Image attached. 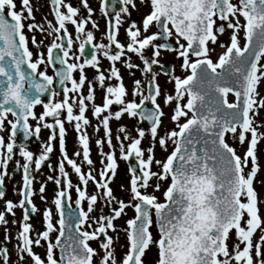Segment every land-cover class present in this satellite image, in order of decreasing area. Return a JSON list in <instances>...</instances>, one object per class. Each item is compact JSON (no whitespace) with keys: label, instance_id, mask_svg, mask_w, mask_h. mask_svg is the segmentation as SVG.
Wrapping results in <instances>:
<instances>
[{"label":"snow or ice","instance_id":"obj_1","mask_svg":"<svg viewBox=\"0 0 264 264\" xmlns=\"http://www.w3.org/2000/svg\"><path fill=\"white\" fill-rule=\"evenodd\" d=\"M49 3L54 21L44 15L41 22H36L30 0H20L19 10L16 0H0V132L5 131V122L8 125L7 142L0 136V199L6 194L4 179L9 176V161L17 154L23 158V164L16 161L17 168L23 170L22 183L18 189L13 186L20 199L6 200L0 211V224L5 225L0 264H9L6 242L13 237L9 235L6 214L15 216L17 207L23 216L19 222L11 221L19 224L14 249L16 264H24L26 258L29 264H145L144 257L152 249L154 264H264V219L260 216L264 197L254 187L260 170L256 150L264 139V119H257L264 110V93L260 91L264 82V0H139L148 8L139 25L130 19L129 9L137 8L135 0H99L100 14L109 19L108 29L102 34L107 43L94 42L93 31L85 29L89 22L92 28H99L92 20L94 10L88 0H78V6L67 0ZM81 6L86 10L84 16L80 15ZM110 7L114 16H110ZM125 18L129 21L126 43H121L118 32ZM69 24L74 26L75 41ZM152 28L155 31H150ZM36 32L53 37L45 46L46 52L40 51L43 40L37 41ZM226 32L228 42H219L223 51L213 60L210 53L215 48L209 44L217 45L218 38ZM74 42L78 47L73 52ZM29 43L37 49L35 58ZM86 45H91L90 51H86ZM146 49L150 50L147 56ZM165 52L182 58L180 68L186 75H175L174 67L165 69L160 59ZM128 53L135 54L142 66L133 63ZM101 55L111 62L107 75L101 70ZM116 62L124 64L130 75L136 69L147 78V94L142 92L139 79L133 81L132 96H140L138 103L135 99L125 100L127 90ZM154 66L164 70L173 85L172 92L163 94L162 103L158 102L160 72ZM49 67L52 75L48 74ZM86 67L94 70L92 79L86 75ZM112 79L117 81L115 86L104 87L105 80ZM96 83L103 88V104L92 103L91 115L99 118L109 149L113 148L110 119L119 120L123 114L137 119L135 137L124 126L118 129L124 134L123 140L116 136L120 157H135V165L128 168V188L120 186L127 191V201L113 195L109 186L117 164L112 150L103 151L104 140L95 141L101 157L99 179L92 170L82 172L66 152L65 120L75 122L79 148L74 155L79 157L82 149L83 161L93 164L85 129L91 124L86 116V102L94 101ZM61 92L62 99H57ZM229 96L233 99L229 100ZM146 101L150 107L145 106ZM113 103L121 106L114 113L109 111ZM38 105L43 108L39 115L34 111ZM164 107L171 108L169 119L173 127L161 134ZM74 108L78 113L74 114ZM62 113H66L63 119ZM102 113L106 114L101 117ZM30 118L36 121L34 127ZM141 121H147V129L138 126ZM41 126L51 129L52 134L42 144L41 153L34 156L25 143H17L16 137L22 133L24 141L33 136L39 139ZM56 129L60 153L77 176L78 184H72L60 163L62 179L55 178L57 190L52 200L58 218L53 221L51 209L45 208L43 230L36 231L33 238L30 233L34 230L27 221L30 212L38 209L31 199L35 179L31 165L34 161L38 171L48 158ZM146 136L150 143L142 148ZM125 140L130 141L126 146ZM157 144L166 153L163 159L156 158ZM237 144H246L242 156L237 154ZM17 148L18 153L14 151ZM249 158L250 170L246 171ZM153 165L156 171L152 170ZM89 182L95 188L92 193L86 190ZM259 183L264 184V180ZM73 187L75 207L69 194ZM44 191L41 184L39 192ZM40 199L44 200V196ZM100 199L101 214L91 216ZM82 202L86 203V210ZM104 207L110 208L111 214L104 215ZM126 208L133 209L134 215L125 221L126 228L120 229L126 237V250L118 258L119 232L114 220L125 214ZM108 230L117 233L115 239ZM101 236L102 252H98L90 241ZM33 246L45 248L43 257Z\"/></svg>","mask_w":264,"mask_h":264},{"label":"rangeland","instance_id":"obj_2","mask_svg":"<svg viewBox=\"0 0 264 264\" xmlns=\"http://www.w3.org/2000/svg\"><path fill=\"white\" fill-rule=\"evenodd\" d=\"M136 4H137V8L136 10L133 9H129L131 12V17L130 19L132 21H135L137 23V25L140 24L143 15L146 14V12L148 11V8L145 6L140 5L139 0H136ZM143 8V9H142ZM128 19L125 18V21L123 23L122 26H120V42L121 43H126L125 41V28L128 25ZM150 31H155L154 28L150 29ZM228 42V33L226 32L224 35H221L218 38V42L217 45L213 46L211 44H209V47L215 48V51L211 52L210 55L212 57L213 60H215L218 55L223 51V49H221L219 47V42ZM243 43V41L241 40V44ZM114 47V46H113ZM150 54V50L146 49L145 50V55H149ZM128 56H131L132 58V62L136 63V64H141L142 66V62L139 60V58L135 55V54H131L128 53ZM127 56L123 57V59H126ZM161 62L162 64H164L165 66H171L174 67L175 71L174 74L177 76H181L183 77L184 75H186V73L180 68V64L178 62V57L174 54V53H167L165 52L162 56H161ZM110 61L108 60H104L103 65L101 66V70L105 71V75H107V71L106 69H108L109 65H110ZM262 63H264V61H262ZM116 67L119 69L120 71V75L122 77V82L124 87L127 90V95L125 97V100H132L135 99L136 102H139L140 96L137 95L136 97L132 96V89L133 87H135L133 81L139 79L141 81V90L142 92H146V86L148 84L147 78L141 74V72L139 70L133 69L132 74H129V70L124 66V64L120 63V62H116ZM154 69H156L157 71L159 70V68H157V66H154ZM85 73L88 76L89 79L93 78V72L87 71V69H85ZM159 80L158 84L160 85L161 88V97H159V102L162 103V97L163 94L165 92H172L173 91V85H171L168 82V78L159 75L158 78ZM117 83V81L115 79L112 80H105L104 82V87H107L108 85H113L115 86V84ZM70 87V86H69ZM84 94L86 95L87 92V85L84 86ZM260 91L262 93H264V82H261V87H260ZM71 95V93H70ZM94 101L93 102H86L87 103V109H86V116L87 118L90 120L91 122V126L88 132V136H89V146L90 148V158L93 161V164L91 166H89L88 164H86L83 161V157H82V149L81 150V155L79 157L74 155V152L77 151V149L79 148L77 141H76V131L74 129V123L72 122L71 124L69 122H67L66 120L64 121V127L66 129V152L69 158L75 160L82 169V172L87 173L88 171L92 170V174L94 176H96L97 179H99V171L101 170V157H100V149L96 146L95 141L97 139H102L104 140V143L102 145L103 151L105 153H107L108 151L112 150L114 153V157L116 159V170H115V175L114 178L109 182V186L112 189L113 195H115L118 199H123L125 201L128 200V194L126 190H122L121 189V185H124V188L127 189L128 188V184H129V180H130V173L128 172V166L126 165V160L122 159L120 157V148H119V144L116 140V136L120 135L121 139L123 140V133H120L118 131L120 126H124L125 129L127 130L128 134L132 137L136 136V131L135 128L137 126V119L134 118H129L126 114H124L125 119L123 120H117L114 117L110 119L109 121V126L111 129V140H112V145L113 148L109 149L108 144L106 142V139L104 138L103 135V126L99 125V118L97 117H93L91 115V107H92V103H95L96 105H100L102 106L103 104V88L100 86L99 83H96L94 86ZM233 97L229 96V100H232ZM120 105H117L115 103H113L112 105H110L109 107V111H111L112 113H114L116 110L120 109ZM41 109V108H40ZM39 108L36 109V111H42ZM35 111V112H36ZM164 112H165V116L163 117V124L160 127V133L163 134L165 132L166 129H171L173 127V124L170 122L169 116L171 114V111L169 110V107H164ZM78 113V109L74 108V114ZM62 114H66V113H62ZM106 114V113H102L101 117ZM63 115V116H64ZM12 117L9 116V119H11ZM63 119V117L61 118ZM258 120L264 119V110H261V115L259 117H257ZM47 122H51L48 120V118L46 119ZM97 125H99V130H96ZM140 128H145L147 129V127L142 124L141 122L138 125ZM8 125L5 122V131L0 133V136H3L5 138V142H7V136H8ZM262 131H264V129H262ZM52 134V130L51 129H45L41 132V134L39 135V147L42 146V144H45L48 142V136ZM123 143L125 144V146L130 143L129 140H125L123 141ZM150 143V139L149 137H145L142 140L141 143V147H146L148 144ZM229 143H232L231 141H229ZM52 151L48 154V158L45 161H42L41 164V168L37 171L36 170V179H38V183L36 184L37 186V200H38V205L39 207H41L42 211L45 208H49L52 211V219L53 221L56 220V211H55V206L52 203V200L54 198V194L55 191L57 190V185L55 183V178H61L60 177V173H59V165L60 163L64 164L65 167V171L68 173L69 175V179L71 180L73 185L78 184V178L75 175V173L72 171L71 167L67 164L66 161L63 160V157L60 153L59 150V132L58 134L56 133L55 138L52 141ZM236 147V151L238 155H243V152L246 150V144L244 146H240V145H235ZM126 150V148H125ZM15 152L18 153V151H16V149H14ZM42 151V147L40 149V151H38L40 154ZM169 151H171V145H169ZM155 154H156V158L157 159H163L166 156V153L161 150L158 146V144L156 145V149H155ZM256 155L258 156V162L260 164V170L259 173L256 177V182L254 183V187L256 189V191L261 195V197H264V184L259 183V181L264 180V139L260 140L258 142V146H257V150H256ZM19 155H14L13 159L11 161H9V164L7 166V172L9 173V176H6L4 179V187H7L9 184H13L15 182L14 180V176H13V172L15 171L14 169L17 168L16 165V161L18 160ZM250 165H251V160L249 158V167L247 170H250ZM36 169V168H35ZM152 170L156 171V167L155 165L152 166ZM51 176L54 179L49 180L48 177ZM41 184H44L45 186V191L44 193H40L39 192V187ZM83 187V186H81ZM88 193H92L95 188L92 182H89L87 185V189ZM71 191V192H70ZM149 191H151V189H149ZM69 194L71 196V199L74 203V200L76 198V194H75V188L73 187L72 189H69ZM157 196H160V193H156ZM43 195L44 196V200L40 199V196ZM162 198V197H161ZM103 205V200L100 199L98 200V202L95 205V209L94 211L90 214L91 216H99L101 214V206ZM113 207H115L116 205L113 203L112 205ZM82 207H85L86 210V203L82 202ZM3 209L0 208V211H2ZM111 213L110 208L108 207H104L103 208V214L104 215H108ZM134 215V211L131 208H126L125 209V214H123L120 218H117L114 222L117 221L118 224H116L117 226V230L119 232V241L117 242L116 245V254L117 257L119 258L120 255H122V253L126 250V237L125 235L120 231L119 227H122V224H125V221L129 218H132ZM23 215H16L11 217H7L6 219L8 220V229H9V235H11L13 238L10 241H7L8 244L10 245V248L12 249V251H14L15 249V245L17 244V240L15 238L16 233L19 230V224H12L11 221L13 219L17 220V222H19L22 219ZM260 216L262 219H264V204L260 205ZM96 225L93 224V228H95ZM4 228L5 225L0 224V241L4 240ZM41 228V226H40ZM39 228V229H40ZM89 231H91L92 229H88ZM117 233L116 232H112L111 236H113V238L115 239ZM259 237V232L256 233V238ZM91 246L93 248H96L98 252H102V250L99 248V243L97 241H92L90 242ZM232 244V240H229V246H231ZM120 245H125V248H120ZM1 246V245H0ZM15 252V251H14ZM154 257H155V249H152L150 251L147 252V254L144 257L145 260V264H154ZM17 259V258H16ZM94 258V262H95ZM15 264H16V260H15ZM24 264H29V263H25Z\"/></svg>","mask_w":264,"mask_h":264},{"label":"flooded vegetation","instance_id":"obj_3","mask_svg":"<svg viewBox=\"0 0 264 264\" xmlns=\"http://www.w3.org/2000/svg\"><path fill=\"white\" fill-rule=\"evenodd\" d=\"M30 2L32 3V6H33V14L35 16V20L36 22H41L42 21V17L44 15H47V19L48 20H53L54 21V17L50 14L49 10H50V3H49V0H30ZM67 2H70L73 4V6H78V0H67ZM89 2V5L93 8V14H92V20L96 21L99 25V28L98 29H94L92 28V24L91 22L87 23L85 25V29L86 31L88 30H91L93 31L94 33V42H103V43H107L105 37L102 35L104 33H106L107 29H108V23H109V19L108 18H105L104 16H102L99 12V0H88ZM16 4H17V10L20 9V0H16ZM38 8V10H37ZM80 15L81 16H84L86 15V10L83 9V7L81 6L80 7ZM115 14H110V16H114ZM25 23H28V21H25ZM45 27H47V25L45 24ZM68 29H69V32L71 33L72 37H73V40L75 41V31H74V26L72 25H68ZM26 33H27V30H25ZM29 36H31V33H27ZM36 35V39L37 41L39 42L40 40H43V45H41V48H40V51H43V52H46V45H48L49 43H51V40L53 39V37H47V36H44V35H41V33L39 32H36L35 33ZM118 39L120 40L121 37H120V27H119V32H118ZM29 47L30 49L33 51L34 53V57L35 58V53L37 52V49L35 47H33L31 45V43H29ZM76 47H78L77 44H75L74 42V47H73V52L76 50ZM91 49V45H86V51H90ZM181 59V58H179ZM178 59V61H179ZM99 60H100V65H103V62L104 60H107L105 57H103L102 55L99 56ZM69 62H72L71 60ZM43 65H41V69H43ZM169 67H171L169 65ZM173 68V67H171ZM85 69H87V71H90V72H93L94 70L90 67H86ZM48 71V74L49 75H52V68L49 67L47 69ZM160 72V75L161 77L164 76L166 78H168L166 75H164L161 70L159 69L158 70ZM157 82H159V80L157 79ZM169 82V81H168ZM170 83V82H169ZM172 85V83H170ZM70 86V85H69ZM144 94H147V91L144 92ZM46 99V98H44ZM57 99H62V92H61V95L59 97H57ZM147 102V101H146ZM158 102H159V99H158ZM150 103V102H148ZM37 108H41L40 110L43 111V108L42 106L38 105L35 107L34 111H36ZM169 110L171 111V108L169 107ZM42 111H36V114L39 115ZM64 114L61 115V118L63 117ZM11 117V116H10ZM47 119V118H46ZM49 121H51V118H48ZM52 122V121H51ZM29 123L34 127L35 124H36V121L32 120L31 118L29 119ZM47 128H44L43 126H41V131L39 133V135L41 134V132L43 130H45ZM1 133V132H0ZM56 133L58 134V129H56ZM40 138V137H39ZM18 138L16 137V140ZM29 144L31 146H27L28 150L33 152L34 156H38L40 149L41 147H39V139H36L35 136L32 137V139L30 140ZM16 151H18V148L16 149ZM20 162V164H23V158L22 157H18V160ZM15 171L13 172V176H14V180L15 182L13 184H9L7 187H4V190H5V196L0 199V208L4 209V202L6 200H12L13 202H17L19 201L20 199V196L18 194V190L17 191H14L13 190V186L16 185L17 186V189L19 187V184L22 183V180H21V176H22V168H16L14 169ZM31 173L33 175V177H35L34 181H33V191H34V195L33 197L31 198L34 205L36 206V208L38 209V211L36 213H34V215L27 221L31 226H32V229L34 230L33 232L30 233V235L33 236V238L35 237V232L36 231H42L43 230V217H42V209L41 207H39L38 205V200H37V186L36 184L38 183V179H36V169H35V164H34V161L32 162V165H31ZM44 193V192H43ZM14 212L16 215H23V211L22 209H20L19 207L15 208L14 209ZM7 217H11L10 214H6ZM58 218V214L56 213V219ZM114 224H118L117 221L114 222ZM41 226V228H40ZM40 228V229H39ZM123 228H126V224H122V227H119V229H123ZM113 231L111 230H108V234L111 235ZM123 234L124 232L121 231ZM53 235V239H54V236H55V233L52 234ZM125 235V234H124ZM94 242L98 241V237L96 240H93ZM92 242V241H90ZM43 243V242H42ZM2 246V245H1ZM6 246L8 247L9 249V252H10V260H9V264H15V260H16V255H15V252L12 251V249L10 248V245L8 244V242H6ZM33 250L35 252H37L38 254H40L42 257L44 255V252H45V248L43 247H35L33 246ZM25 263H29V261L27 260V258L25 259L24 261Z\"/></svg>","mask_w":264,"mask_h":264},{"label":"water","instance_id":"obj_4","mask_svg":"<svg viewBox=\"0 0 264 264\" xmlns=\"http://www.w3.org/2000/svg\"><path fill=\"white\" fill-rule=\"evenodd\" d=\"M108 0H106V2H107ZM109 3H111V1L109 2ZM113 7H115L116 9H118V6H116V5H113ZM112 8V7H111ZM113 10V9H112ZM112 12H114V11H112ZM165 69H167V70H171L170 68H165ZM163 72H164V70H162ZM57 87H58V85H57ZM43 98V97H42ZM145 106L146 107H148L147 106V104H145ZM146 123H147V121H145ZM147 125H148V123H147ZM19 134V143L20 142H23V143H25V144H27V142H28V140L27 141H24L23 140V136H22V133H18ZM31 139V137L29 138V140ZM127 165H135V160H134V156L133 157H130L128 160H127ZM74 207H75V204H74Z\"/></svg>","mask_w":264,"mask_h":264},{"label":"bare ground","instance_id":"obj_5","mask_svg":"<svg viewBox=\"0 0 264 264\" xmlns=\"http://www.w3.org/2000/svg\"><path fill=\"white\" fill-rule=\"evenodd\" d=\"M135 3H136V0H135ZM143 9V8H142ZM260 87H261V85H260ZM116 111H118V110H116ZM115 111V112H116ZM123 119H125V116H124V114L121 116V118L119 119V120H123ZM90 126H91V124H90ZM90 126H88V127H86V129H85V131L88 133L89 132V129H90ZM90 147V146H89ZM91 148V147H90Z\"/></svg>","mask_w":264,"mask_h":264}]
</instances>
